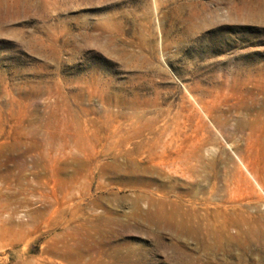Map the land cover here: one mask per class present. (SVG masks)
Segmentation results:
<instances>
[{
    "label": "rangeland",
    "instance_id": "obj_1",
    "mask_svg": "<svg viewBox=\"0 0 264 264\" xmlns=\"http://www.w3.org/2000/svg\"><path fill=\"white\" fill-rule=\"evenodd\" d=\"M0 264H264V0H0Z\"/></svg>",
    "mask_w": 264,
    "mask_h": 264
}]
</instances>
